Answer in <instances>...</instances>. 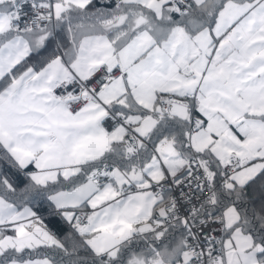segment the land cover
Returning <instances> with one entry per match:
<instances>
[{
	"label": "snow or ice",
	"instance_id": "obj_1",
	"mask_svg": "<svg viewBox=\"0 0 264 264\" xmlns=\"http://www.w3.org/2000/svg\"><path fill=\"white\" fill-rule=\"evenodd\" d=\"M0 264H264V0H0Z\"/></svg>",
	"mask_w": 264,
	"mask_h": 264
}]
</instances>
